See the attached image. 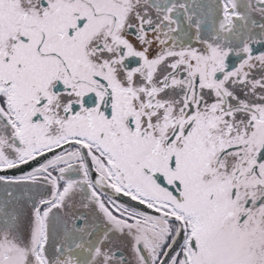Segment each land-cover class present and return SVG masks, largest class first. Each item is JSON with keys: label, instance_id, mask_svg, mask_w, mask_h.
Returning <instances> with one entry per match:
<instances>
[{"label": "snow or ice", "instance_id": "snow-or-ice-1", "mask_svg": "<svg viewBox=\"0 0 264 264\" xmlns=\"http://www.w3.org/2000/svg\"><path fill=\"white\" fill-rule=\"evenodd\" d=\"M0 264H264V0H0Z\"/></svg>", "mask_w": 264, "mask_h": 264}]
</instances>
